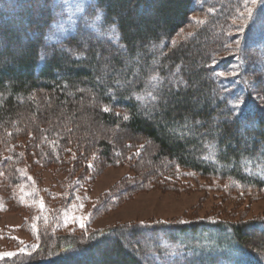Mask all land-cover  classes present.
I'll return each instance as SVG.
<instances>
[{
	"label": "trees",
	"instance_id": "1",
	"mask_svg": "<svg viewBox=\"0 0 264 264\" xmlns=\"http://www.w3.org/2000/svg\"><path fill=\"white\" fill-rule=\"evenodd\" d=\"M243 1L0 0V134L15 146L7 179L22 181L15 166L35 151L42 162L66 169L60 191L81 190L88 172L119 159L114 150L132 147L117 140L114 148V137L126 132L148 141L151 150L133 154L132 164L146 167L139 176L152 182L174 179L178 166L264 188V62L256 64L264 55V0L247 34L228 36ZM74 8L67 29L54 33ZM195 14L201 19L194 21ZM235 39L240 51L235 46L233 55L217 58ZM237 63L239 73L230 79L214 74ZM237 97L245 100L246 119L229 110ZM87 128L116 132L94 136ZM123 181L115 194L94 202L92 214L117 205L144 179ZM40 235L25 264H236L238 249L244 264H264V218Z\"/></svg>",
	"mask_w": 264,
	"mask_h": 264
},
{
	"label": "rangeland",
	"instance_id": "2",
	"mask_svg": "<svg viewBox=\"0 0 264 264\" xmlns=\"http://www.w3.org/2000/svg\"><path fill=\"white\" fill-rule=\"evenodd\" d=\"M258 5L259 2L256 5L248 4L247 7L255 10ZM245 11L243 1L241 9L226 26L228 36L243 38L247 34L248 27H245L242 33L237 31V26L245 24V19L240 15ZM77 12V8L69 10L67 19L54 33L62 34L61 32L67 29L69 20ZM193 19L194 21L200 20L201 15L195 14ZM234 48L235 43L231 41L226 46L228 50L219 53L217 58L233 55ZM262 57V60L257 61L256 64L264 62V55ZM239 70V68L236 69L237 73ZM231 77L234 76L226 78ZM67 116L68 114H65L60 117V121L65 122ZM86 131V134L95 133L94 136L100 135L99 132L102 131L108 136H113L116 132L114 129L105 131V128L97 131L87 128ZM28 138H32V135H28ZM114 138L116 139L113 144L114 148H118L117 140H124L127 146L131 143L132 147L123 151L114 150V155H118L119 159L113 164L99 166V169H96L97 172H88L90 176L86 174V171L84 173L88 175L84 177L87 180L86 185L82 186L81 190H73L64 194L60 191L57 182L66 175V169L59 170V167L42 162L44 161L42 156L35 151V156L29 158L30 161L24 157L15 166L22 181L11 183L7 179L5 163L12 162L8 159L11 158L10 153L15 146L12 142L8 143L3 140L0 134V253L17 252L14 257L0 259V263L6 260L15 264L27 263L36 249L33 246H37L41 233L80 234L87 230L117 224L165 220L182 222L204 218L242 221L264 218V188L247 186L231 178L201 175L182 168L174 169L176 177L172 180H167L165 183L152 182L148 178L139 176L146 167L142 168L139 165L133 167L132 164L133 154L141 152L143 147L147 152L151 150V147H147L148 141L141 136L131 137L126 132H121ZM52 141H49V146ZM17 143L21 144V139H17ZM41 145L43 144L38 143L35 148L39 150ZM31 147L33 148V145ZM23 148H17V151L23 154ZM123 153L125 156L122 155ZM90 163L91 161H88V164ZM13 165H15L14 161L11 166ZM80 172H82L81 169H78L74 174L77 175ZM125 179L129 180L126 182L134 183H138L141 179L144 181L142 185H136L132 192L125 193L117 205L92 214L94 202L115 194ZM62 199L67 200L61 204ZM80 218H83V221ZM81 222L85 224L84 228L80 227ZM20 248H24L25 253H20L18 251Z\"/></svg>",
	"mask_w": 264,
	"mask_h": 264
},
{
	"label": "snow or ice",
	"instance_id": "3",
	"mask_svg": "<svg viewBox=\"0 0 264 264\" xmlns=\"http://www.w3.org/2000/svg\"><path fill=\"white\" fill-rule=\"evenodd\" d=\"M259 2V0H244V3H245V7H246V11L241 13L240 15L245 19V24L244 25H240V26H237V31L238 32H243L245 30V27H250V25H252L255 21H256V17H255V14H254V8H250V7H247L248 4H252V5H256L257 3ZM97 19H99V17L97 16L96 17ZM260 24L261 26H264V20H261L260 21ZM116 30V27L114 26L113 27V31ZM234 43H235V46H236V51L239 52L240 51V45L242 43L241 40L239 39H235L234 40ZM43 57H41L42 59ZM212 63L215 64L217 63L216 59L213 58L212 60ZM239 64H234L232 65V71H229V72H225V71H220V72H216L214 73L215 75L217 76H220V77H227V76H236L238 73L236 71V69L239 68ZM228 104H229V110L230 112L232 113V116L234 119H238V120H243V119H246L245 117V114H244V110H243V106L245 104V100L243 97H237L235 99H232V100H229L228 101ZM104 111H109V109L106 107L104 108ZM117 115H119L117 113ZM125 120H128L130 119V117L128 115H125L123 117ZM131 146V145H129ZM143 147V146H141ZM70 151V150H69ZM136 155H139V151L137 153H135ZM131 158V157H129ZM119 161H117L118 163ZM91 163L89 164V167H91ZM178 168V166H177ZM187 174H193V173H187ZM31 179V178H30ZM82 207V205H80ZM41 207H43L41 205ZM81 221H83V218H80ZM143 223V222H141ZM160 223H164V222H160ZM80 227L81 228H84L85 227V224L83 222L80 223ZM23 243V242H21ZM33 247H36V246H33ZM20 253H25V249L24 248H20L18 250ZM30 255V253H27ZM17 255V252H3V253H0V259H3L5 257H14ZM244 257H245V253L243 252V250H237L236 253H235V261H236V264H244Z\"/></svg>",
	"mask_w": 264,
	"mask_h": 264
}]
</instances>
